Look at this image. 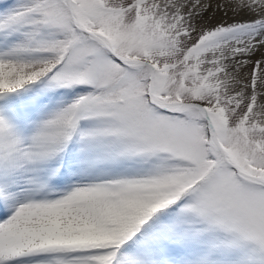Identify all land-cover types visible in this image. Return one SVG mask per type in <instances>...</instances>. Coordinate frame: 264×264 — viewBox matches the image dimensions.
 Segmentation results:
<instances>
[{
	"label": "snow or ice",
	"instance_id": "1",
	"mask_svg": "<svg viewBox=\"0 0 264 264\" xmlns=\"http://www.w3.org/2000/svg\"><path fill=\"white\" fill-rule=\"evenodd\" d=\"M0 264H264V0H0Z\"/></svg>",
	"mask_w": 264,
	"mask_h": 264
}]
</instances>
